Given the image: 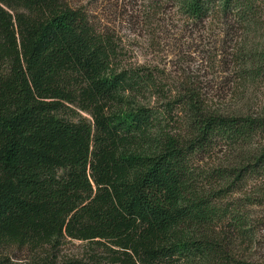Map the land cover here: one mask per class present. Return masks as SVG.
I'll list each match as a JSON object with an SVG mask.
<instances>
[{"label":"trees","instance_id":"obj_1","mask_svg":"<svg viewBox=\"0 0 264 264\" xmlns=\"http://www.w3.org/2000/svg\"><path fill=\"white\" fill-rule=\"evenodd\" d=\"M175 1L188 20L248 39L264 27V0ZM118 50L63 0H0V243L66 234L113 243L121 264H249L196 232L246 226L247 205L222 201L251 178L264 183V109L224 113L194 87L168 96L164 113L135 105L131 97L164 91L147 69H121ZM232 62L230 90L248 99L264 77V44L249 42ZM65 102L93 122L62 116ZM180 106L186 122L174 135L163 116ZM219 147L229 164L200 167Z\"/></svg>","mask_w":264,"mask_h":264},{"label":"rangeland","instance_id":"obj_2","mask_svg":"<svg viewBox=\"0 0 264 264\" xmlns=\"http://www.w3.org/2000/svg\"><path fill=\"white\" fill-rule=\"evenodd\" d=\"M63 2L69 8L86 13L96 30L115 43L119 49L116 63L121 69L143 67L156 77L161 91H164L162 95L149 92L144 97H131L135 105L164 113L168 96H178L184 89L194 87L210 106L224 113L251 114L263 111L264 77L244 97L248 99H237L230 89L236 81L233 54L249 42L253 45L264 44V27L250 39L241 32L229 33L218 21L207 23L205 27L188 20L175 0ZM64 104L68 107L61 112L65 118L75 122H93L89 113L69 103ZM174 108L169 114L171 116L166 114L163 117H167L169 130L179 135L184 129L182 123L186 122V114L182 106ZM227 151L226 147H219L212 155L201 156L198 164L205 169L224 167L229 164ZM259 187L264 190V183L251 178L244 187L231 191L222 201L224 207L247 205L245 227L240 231L230 230L228 226L199 229L197 237H208L216 249L230 254L241 263L264 264V204L259 203L260 198L256 196ZM116 251L122 249L106 240L81 241L64 234L55 240L32 245L0 243V264H61L69 261L121 264L117 261L124 260L125 256ZM162 264L212 262L199 259L190 262L175 257Z\"/></svg>","mask_w":264,"mask_h":264}]
</instances>
